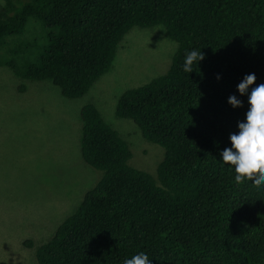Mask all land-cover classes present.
Masks as SVG:
<instances>
[{
	"label": "trees",
	"instance_id": "1",
	"mask_svg": "<svg viewBox=\"0 0 264 264\" xmlns=\"http://www.w3.org/2000/svg\"><path fill=\"white\" fill-rule=\"evenodd\" d=\"M156 25L176 43L166 70L120 92L113 110L162 148L154 175L129 164L93 103L80 105L79 153L101 176L35 248L36 264H123L140 252L151 264H264V188L237 185L220 155L264 83V0H3L0 65L79 98L131 27ZM192 50L204 59L186 73ZM247 74L256 79L241 95Z\"/></svg>",
	"mask_w": 264,
	"mask_h": 264
},
{
	"label": "rangeland",
	"instance_id": "2",
	"mask_svg": "<svg viewBox=\"0 0 264 264\" xmlns=\"http://www.w3.org/2000/svg\"><path fill=\"white\" fill-rule=\"evenodd\" d=\"M175 47L160 25L131 27L109 69L79 98H66L50 81L21 78L0 65V264H36L35 248L100 178L101 171L79 153L83 103H93L127 143L129 164L154 175L162 148L146 142L113 110L120 92L166 70ZM29 52L15 56L26 59Z\"/></svg>",
	"mask_w": 264,
	"mask_h": 264
},
{
	"label": "clouds",
	"instance_id": "3",
	"mask_svg": "<svg viewBox=\"0 0 264 264\" xmlns=\"http://www.w3.org/2000/svg\"><path fill=\"white\" fill-rule=\"evenodd\" d=\"M204 59L200 50L186 53L183 71L190 73L193 65ZM219 79V76L217 77ZM255 74H247L242 82L237 85L241 95L248 93L249 86L255 81ZM248 110L244 122H238V133H231L229 140L231 148H224L220 153L221 159L226 164L234 166L235 182L237 185L245 180L251 181L257 188H264V83L251 89L247 96ZM228 103L233 107L242 106V101L235 95L228 97ZM123 264H151L149 257L140 252L130 259H125Z\"/></svg>",
	"mask_w": 264,
	"mask_h": 264
}]
</instances>
